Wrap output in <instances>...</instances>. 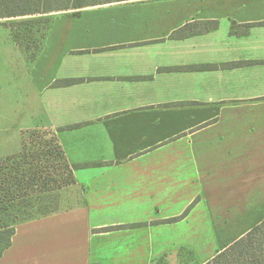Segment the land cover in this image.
<instances>
[{
  "label": "crops",
  "instance_id": "crops-1",
  "mask_svg": "<svg viewBox=\"0 0 264 264\" xmlns=\"http://www.w3.org/2000/svg\"><path fill=\"white\" fill-rule=\"evenodd\" d=\"M193 21L217 27L172 36ZM9 33L3 50L32 88L18 75L14 153L23 131L52 129L79 166L55 211L16 227L0 264H204L264 219V0L59 11L32 60ZM67 78L80 81L53 86ZM193 203L178 223L96 230L165 221ZM175 224L194 226L169 237L167 253Z\"/></svg>",
  "mask_w": 264,
  "mask_h": 264
},
{
  "label": "trees",
  "instance_id": "trees-1",
  "mask_svg": "<svg viewBox=\"0 0 264 264\" xmlns=\"http://www.w3.org/2000/svg\"><path fill=\"white\" fill-rule=\"evenodd\" d=\"M65 1L67 4L62 5ZM114 1L121 0H0V19L43 16L62 9L73 10L77 15L79 10L85 7ZM59 2L61 5L58 4ZM250 25L252 24L245 26ZM216 27V21H193L176 30L172 36L184 37ZM12 37L18 43L19 36L12 33ZM40 47L41 45L39 49ZM36 54H33L31 58L33 59ZM244 63L248 62H231L224 66ZM203 67L213 68L212 65ZM190 68L199 69L200 67ZM77 81L80 79H61L55 81L53 86L69 85ZM28 144L31 146L28 147ZM50 158L57 161V166H53L52 169ZM78 166L67 162L55 132L33 128L21 133L19 152L0 158V258L11 245L12 236L19 224L56 210V205L53 209L52 205L49 206V201L52 203L56 201L58 191L74 183L73 170ZM191 207L192 205L180 217H173L163 222L182 218ZM142 225L143 223L113 225L96 230L109 231ZM204 264H264V219Z\"/></svg>",
  "mask_w": 264,
  "mask_h": 264
},
{
  "label": "rangeland",
  "instance_id": "rangeland-1",
  "mask_svg": "<svg viewBox=\"0 0 264 264\" xmlns=\"http://www.w3.org/2000/svg\"><path fill=\"white\" fill-rule=\"evenodd\" d=\"M65 3L67 4V1L62 2V5ZM58 4L61 5V2ZM63 10L65 11L67 9H62L61 11ZM57 12L59 11L51 12L50 14L43 16H24L22 18L0 19V158L6 157L9 154L11 155V153L17 151L20 144V119L18 117L19 115H22L23 109L20 105H23V103L21 100L16 98L18 82L21 80L18 75H21L23 82L27 83L26 86H28V90H32L30 87L31 84H29L28 80L24 77V68H22L20 63L10 56L8 50L5 52L3 50L6 48V44L11 40L9 31L19 36L18 43L13 39L14 43L23 50L29 60H32V55L38 52L39 46L44 42V34L49 27L51 15ZM43 130H49V132L54 133L52 129ZM30 146L31 144H28V147ZM50 161L51 169L53 166H57V161L55 159L50 158ZM49 195H51L50 192ZM58 200L59 198L57 196L56 201H54L55 203L53 202L54 204L49 201V206L52 205L54 209L56 205L57 208ZM194 206L195 203L192 204V207ZM180 219L181 218L178 220ZM178 220L170 222L173 223ZM159 222L163 221H139L136 223H143L141 226L143 227L148 224H157ZM192 226H194V224H190L189 226L185 224H175L166 227V237L168 241L166 247L167 253L171 247H174L175 244L173 240L169 239V237L173 238L175 234L185 233V230L188 227L191 228ZM217 248L218 246L215 244L213 249L216 250Z\"/></svg>",
  "mask_w": 264,
  "mask_h": 264
}]
</instances>
